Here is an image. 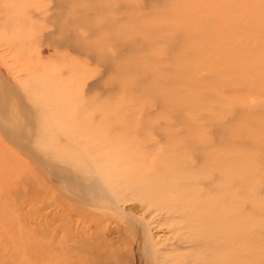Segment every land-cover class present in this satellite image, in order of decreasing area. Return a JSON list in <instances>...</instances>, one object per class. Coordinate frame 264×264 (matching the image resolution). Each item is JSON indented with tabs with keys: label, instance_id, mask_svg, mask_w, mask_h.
<instances>
[{
	"label": "rangeland",
	"instance_id": "1",
	"mask_svg": "<svg viewBox=\"0 0 264 264\" xmlns=\"http://www.w3.org/2000/svg\"><path fill=\"white\" fill-rule=\"evenodd\" d=\"M82 1L70 6L73 30L62 32L58 0H0L2 77L15 91L39 71V83L71 106L61 108L67 120L87 95L84 117L103 119L106 131L129 147L171 151L186 137L207 141L225 134L247 159V251L251 264H264V0ZM50 33L54 40L72 38V46L53 54L46 44L55 43L41 41ZM19 40L27 48L16 55L8 46ZM85 46L100 49L103 64L80 49ZM4 129L0 123V264H56V243L75 233V212L83 206L64 192L70 184L44 173L45 163L33 151L31 158L22 154ZM117 210L119 221L105 237L120 255L126 256L125 247L137 253L138 240L158 253L173 243L165 216H144L124 203Z\"/></svg>",
	"mask_w": 264,
	"mask_h": 264
},
{
	"label": "bare ground",
	"instance_id": "2",
	"mask_svg": "<svg viewBox=\"0 0 264 264\" xmlns=\"http://www.w3.org/2000/svg\"><path fill=\"white\" fill-rule=\"evenodd\" d=\"M73 2H57L63 9L57 18L65 26L62 32L73 30L70 9ZM35 17L44 18L37 13ZM21 22H28V18ZM43 36L41 41L44 38L55 43L52 46L46 44L53 54L60 46L68 49L73 44L68 36L55 40L51 33ZM10 45L8 49L17 50L16 55H21L27 48V43L22 40ZM80 49L94 53L103 64L104 54L100 49L91 46ZM1 73L0 123L3 129L10 131L9 135L17 142L22 154L30 157L33 151L35 160L45 163L44 173L50 171L52 178L57 177L58 184L63 181L70 184L64 192L71 196L69 200L72 198L73 203L83 206L81 212L79 209L75 212V223L73 219L71 221L75 233L62 236L56 243L60 252L56 264H251L252 255L247 251L251 244L247 215L248 163L225 134H215L214 139L208 137L207 141L186 137L171 151L129 147L106 131L103 119L84 117L90 109L87 95L77 108L78 114L69 121L70 118L67 120L63 114L71 110V106L59 102L51 85L39 83V71L28 75V83H22L23 88L18 87L15 91ZM62 107L66 112L63 113ZM240 201L244 205L236 207ZM120 203L136 207L144 216H165L169 228L175 231L173 243L164 246L166 250L159 254L153 249L154 244L138 240L135 242L138 243L137 253L125 247L126 256L120 255L105 237L108 226L119 221L117 208ZM91 207L102 210L90 211L88 208ZM80 226L81 231H78ZM141 235H145L144 231ZM119 239L117 243L121 242ZM147 239L151 237L147 236ZM67 243L71 244L65 245Z\"/></svg>",
	"mask_w": 264,
	"mask_h": 264
}]
</instances>
